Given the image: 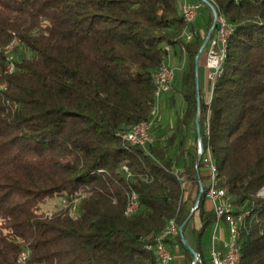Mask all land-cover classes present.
<instances>
[{
    "label": "trees",
    "instance_id": "1",
    "mask_svg": "<svg viewBox=\"0 0 264 264\" xmlns=\"http://www.w3.org/2000/svg\"><path fill=\"white\" fill-rule=\"evenodd\" d=\"M212 2L232 29L206 95L205 37L182 0H0V264H157L169 219L182 225L165 238L171 254L191 264L185 239L208 264V155L242 214L238 264H264V0ZM171 54L183 60L166 92L181 103L176 124L131 143L123 133L150 117L153 73Z\"/></svg>",
    "mask_w": 264,
    "mask_h": 264
},
{
    "label": "built area",
    "instance_id": "2",
    "mask_svg": "<svg viewBox=\"0 0 264 264\" xmlns=\"http://www.w3.org/2000/svg\"><path fill=\"white\" fill-rule=\"evenodd\" d=\"M206 5L211 9L213 18L215 17L214 26L211 25L210 29L212 33L207 36L206 42L203 46L206 50V68L209 80L213 71L220 65L221 50H220V38L224 36L227 32L230 24L227 21L220 19V15L215 6H211L209 0H207ZM201 3L197 0H182L181 3V13L183 18L187 23H193L197 17ZM196 31H190L188 29L183 31L185 40H190ZM199 32V31H198ZM17 41L14 39L12 42ZM10 42V45L11 43ZM9 51L10 47H6ZM12 68V65L10 69ZM174 67L170 64L162 65L154 73L157 74V81H160L159 98L163 93H166L170 89L171 82L174 78ZM161 120V115L159 111V103L152 107V115L149 119L141 120L134 128H129L127 130V135L130 142H136L139 144H145L151 139V129L152 127L159 123ZM197 147L201 152V141L197 138ZM207 163L209 170L211 166V160L209 155L204 158ZM201 186V183H199ZM206 197L212 203V209L215 212V228L211 235V242L209 247V264H233V258L235 257L237 246H238V236L239 228L242 220V214H234L233 204L231 202V197L226 193L222 187H213L211 182V177L208 178L206 184ZM198 204L195 199L193 208ZM223 220L226 228V236L223 238H218L216 234V229L219 223ZM177 225L173 219H169L164 230H162L154 238V244L156 252H161V259H163V264H168L172 258L169 247L165 242V238L168 235H173L178 232ZM27 252H22L21 255L26 257ZM196 253L194 258L191 260V264H196Z\"/></svg>",
    "mask_w": 264,
    "mask_h": 264
},
{
    "label": "rangeland",
    "instance_id": "3",
    "mask_svg": "<svg viewBox=\"0 0 264 264\" xmlns=\"http://www.w3.org/2000/svg\"><path fill=\"white\" fill-rule=\"evenodd\" d=\"M206 19H207V8L203 4H201L195 21H198V27H197L198 30L197 31H199V33L202 35V37H205L207 30H208V29H206L207 23L204 24ZM198 56H199V64L204 65V68L207 70L206 65H205L206 57H207L206 50L202 49ZM170 58H171V56H170ZM182 61L183 60H178L177 58L170 60L169 64L174 67L175 74L177 72H179L181 65H183ZM205 79H206V82L208 84L209 78L207 75V71H206V78ZM203 80L204 79H202V82H203ZM201 85L203 88V83ZM205 92H206V95L209 94V91L206 90ZM203 94H205V93H203ZM180 104H181L180 100L176 99L173 105H168V104L167 105H161L159 108L160 115H161L160 122L162 123L163 126L168 127L166 130L167 133H170L176 124V119H177V111L176 110L179 108ZM193 194H194V192H193ZM214 225H215V223H211V224L207 225L202 232L201 245H202L203 251L205 253V257L208 255L207 247H208L209 242H210V238H209L210 233L213 230ZM189 230H190V226H188L186 228L185 232L187 234L189 241H191V238L188 236V232H190ZM195 232H196V230H195ZM168 264H173V261H169Z\"/></svg>",
    "mask_w": 264,
    "mask_h": 264
},
{
    "label": "bare ground",
    "instance_id": "4",
    "mask_svg": "<svg viewBox=\"0 0 264 264\" xmlns=\"http://www.w3.org/2000/svg\"><path fill=\"white\" fill-rule=\"evenodd\" d=\"M209 3H210L211 6H215L213 4L212 0H209ZM219 15H220V19L221 20L227 21L225 19V17H223V15H221V14H219ZM231 29H232V27H231V24H230V26L227 29L226 34L220 38V50H221L220 65L216 69V71H213V73H212V76H211V82L212 83H213V80H214L216 74L220 71L221 63H222V61L224 59V56L226 54L225 53L226 52V39H227L229 33L231 32ZM190 31H196V30L193 29V30H190ZM15 43H16V41L12 42L11 45L9 43L8 45H6V47H10V50H11V48L13 47V45ZM153 78H154V85H155V87H154L155 88V91H154V94L155 95L154 96L156 97V101H155V104L153 106H156L157 105V102L159 100V93L158 92H159V89H160V81H157V74H155V73H153ZM150 115H152V108L150 110ZM138 123L139 122L133 124L130 128H134L135 126H137ZM123 137L127 141L130 142V139H129L128 135H127V131L125 133H123ZM131 143H136V142H131ZM136 144H139V143H136ZM140 145H143V144H140ZM215 172H216L215 171V166L212 164V161H211V166H210V170H209V177H211V182L213 183V187H219V186L216 185V173ZM200 190L202 191V186L200 187ZM205 195H206V190H205ZM136 198H137L136 194L135 193H132L131 196H130L129 202H127L128 204L126 205V209H125V212L126 213H132L136 209V207H137V200H136ZM196 200L198 201V198ZM151 246L152 245H149V247H151ZM153 248L155 249V245H153ZM155 252H156V250H155ZM24 257L25 256H22L21 255L20 256V259L23 260ZM239 258H240V249H239V244H238L235 257L233 258V264H238ZM156 260H157V264H163V259H161V252H156ZM196 261H198V264H202V258H201V256L197 252H196Z\"/></svg>",
    "mask_w": 264,
    "mask_h": 264
},
{
    "label": "crops",
    "instance_id": "5",
    "mask_svg": "<svg viewBox=\"0 0 264 264\" xmlns=\"http://www.w3.org/2000/svg\"><path fill=\"white\" fill-rule=\"evenodd\" d=\"M197 30H198V28H197ZM170 56H171V58H169V63H170V60L171 59H175V57L173 55H170ZM202 66L204 68V65H202ZM206 71L207 70L204 68V77H203L204 80L202 82L203 83V88L201 89L202 92L205 93V94H206L205 91L206 90L208 91V89H207L208 88V84H207L206 79H205L206 78ZM168 96H169L168 93H163L160 96V98L158 100L159 108H160L161 105H167L168 104ZM187 188H188L187 189V192H189L190 194L193 195V192L195 191V185L194 184H187ZM211 206H212V203H211V201L208 200L207 201V207H211ZM195 226H197V223L196 222H195ZM214 228H215V225L213 227V230H214ZM213 230L210 233V237H209L210 238V242H211V235H212ZM216 234L218 235V238L219 239L226 236V228H225V225H223L221 222L219 223V225H218V227L216 229ZM210 242H209V245L207 247L208 255L206 256V258L208 259V262H209V247H210ZM170 261H173V264H186V262H185V260L183 258L182 253L179 252L178 250H176V252L172 254V258H171Z\"/></svg>",
    "mask_w": 264,
    "mask_h": 264
},
{
    "label": "water",
    "instance_id": "6",
    "mask_svg": "<svg viewBox=\"0 0 264 264\" xmlns=\"http://www.w3.org/2000/svg\"><path fill=\"white\" fill-rule=\"evenodd\" d=\"M202 1L206 2L207 0H202ZM214 24H215V17L213 18L212 26H214ZM210 31H211V29L209 30V32ZM209 32L207 33V36L209 35ZM207 36L203 40V42H202V44L200 46L199 52L203 49V46H204V44L206 42V39H207ZM195 62H196V67L195 68L197 70V68H198V55L196 57ZM196 85H197L196 92H197V95H198V93H199L198 92V78H196ZM197 100H198V97H197ZM196 133L198 135V138H200L197 117H196ZM200 194H201V190H199V193H198L197 197H199ZM177 229H178V232L182 235V233H181L182 225H179ZM183 242L185 243V245H186L187 249L189 250V252L192 254V257L194 258L196 251L193 249V247L185 239H183Z\"/></svg>",
    "mask_w": 264,
    "mask_h": 264
}]
</instances>
